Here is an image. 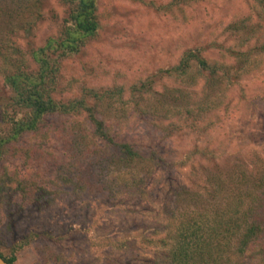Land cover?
I'll use <instances>...</instances> for the list:
<instances>
[{
  "label": "trees",
  "instance_id": "trees-1",
  "mask_svg": "<svg viewBox=\"0 0 264 264\" xmlns=\"http://www.w3.org/2000/svg\"><path fill=\"white\" fill-rule=\"evenodd\" d=\"M56 1L59 28L35 45L34 27L56 17L47 0H0V256L13 264L32 243L72 240L71 227L17 233L21 218L44 215L69 188L134 233L104 264H264V159L207 140L250 111L260 121L251 142H264V0H124L143 2L173 39L181 34L166 67L126 90L84 84L102 0ZM162 186L172 206L158 203L150 224L142 198Z\"/></svg>",
  "mask_w": 264,
  "mask_h": 264
},
{
  "label": "rangeland",
  "instance_id": "rangeland-1",
  "mask_svg": "<svg viewBox=\"0 0 264 264\" xmlns=\"http://www.w3.org/2000/svg\"><path fill=\"white\" fill-rule=\"evenodd\" d=\"M224 1L233 3L235 0ZM47 3V7L53 9L56 17H46L48 19L34 27L32 34L35 45H39L46 36L52 35L58 30L64 12V8L56 0H47ZM99 9L102 10V15L104 14L102 19L104 27L100 30L98 41L87 48L85 63L82 66L90 70V74L84 84L86 83L89 87H94L96 84L103 87L116 85L126 90L130 84L143 78L150 71H154L155 68L166 67L170 49L173 50L176 47L172 41L177 42L181 34L178 38L173 39V32L164 29L159 16L143 2L102 0ZM18 42L24 45V39L21 38ZM260 68L264 74V62ZM127 107L129 106L127 105ZM260 109V113H264V105L260 104ZM250 118L253 120V124H248ZM259 122L255 113L241 111L240 115L236 114L224 124L218 133L208 137L207 140L210 141V145H219L220 152L231 153L242 150L246 155L248 149H254L255 154L260 159H264V142L258 146L251 142L252 139L259 136ZM124 133L136 138L137 128L127 126ZM144 135L147 136L150 133L147 132ZM170 144L173 143L170 141L166 143L169 146ZM224 146L227 147L224 149ZM173 147H175L173 154L176 151L179 153L183 149V147L175 145ZM245 150L247 151L245 152ZM186 171L187 169L182 167L181 171L173 172L171 184L175 185L176 181L184 178L186 173L183 172ZM154 185L156 184L152 183L150 187L154 188ZM165 187L162 186L160 191L151 189L149 197L142 198L143 206L146 204L151 211H141V219H146L151 224L161 217V215L155 214L160 210L158 203L161 201L164 205L172 206L171 201L168 200L170 195ZM69 190V188L65 190L64 195L57 198L56 204L44 215L21 218L17 226V233L41 231L50 226L57 233L71 227L75 233L72 236L73 239L50 244L45 250L41 248L38 250L40 242L32 243L15 255L16 259L13 264H104L106 256L121 255L123 250L117 248L115 242L134 235L131 231L122 232L126 226L122 224L121 215L105 210L97 200L85 198V196L77 195ZM148 201L154 202L150 204ZM130 204L134 205V201L127 203V205ZM132 205L131 209L134 207ZM139 206L142 207L141 204ZM135 209L137 210V208ZM4 236L6 242L7 236ZM146 256L150 255L146 253ZM46 259L48 260L46 261Z\"/></svg>",
  "mask_w": 264,
  "mask_h": 264
},
{
  "label": "water",
  "instance_id": "water-1",
  "mask_svg": "<svg viewBox=\"0 0 264 264\" xmlns=\"http://www.w3.org/2000/svg\"><path fill=\"white\" fill-rule=\"evenodd\" d=\"M0 264H8L6 261L0 256Z\"/></svg>",
  "mask_w": 264,
  "mask_h": 264
}]
</instances>
